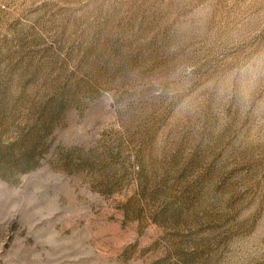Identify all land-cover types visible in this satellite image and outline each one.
<instances>
[{"label": "rangeland", "instance_id": "1", "mask_svg": "<svg viewBox=\"0 0 264 264\" xmlns=\"http://www.w3.org/2000/svg\"><path fill=\"white\" fill-rule=\"evenodd\" d=\"M0 264H264V0H0Z\"/></svg>", "mask_w": 264, "mask_h": 264}]
</instances>
